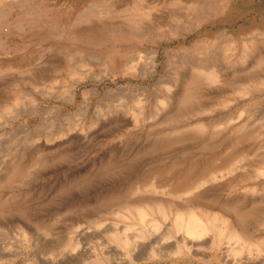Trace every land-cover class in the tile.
Wrapping results in <instances>:
<instances>
[{
  "label": "rangeland",
  "instance_id": "374dc122",
  "mask_svg": "<svg viewBox=\"0 0 264 264\" xmlns=\"http://www.w3.org/2000/svg\"><path fill=\"white\" fill-rule=\"evenodd\" d=\"M0 264H264V0H0Z\"/></svg>",
  "mask_w": 264,
  "mask_h": 264
},
{
  "label": "bare ground",
  "instance_id": "6f19581e",
  "mask_svg": "<svg viewBox=\"0 0 264 264\" xmlns=\"http://www.w3.org/2000/svg\"><path fill=\"white\" fill-rule=\"evenodd\" d=\"M151 222L152 219H149ZM176 229L180 231L185 239L198 240L208 235V229L203 224L202 220L196 216L190 217L187 221L182 222V219L175 221Z\"/></svg>",
  "mask_w": 264,
  "mask_h": 264
}]
</instances>
